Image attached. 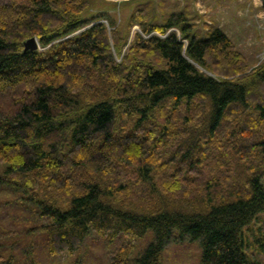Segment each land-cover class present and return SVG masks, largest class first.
Returning <instances> with one entry per match:
<instances>
[{"label":"trees","instance_id":"16d2710c","mask_svg":"<svg viewBox=\"0 0 264 264\" xmlns=\"http://www.w3.org/2000/svg\"><path fill=\"white\" fill-rule=\"evenodd\" d=\"M89 7L0 0V184L40 204L52 254L91 230L107 243L153 230L138 262L163 264L178 230L201 264H264V237L244 233L264 213V61L218 26L200 36L189 11L137 9L128 45L105 15L83 29ZM34 36L43 49L25 51Z\"/></svg>","mask_w":264,"mask_h":264},{"label":"rangeland","instance_id":"374dc122","mask_svg":"<svg viewBox=\"0 0 264 264\" xmlns=\"http://www.w3.org/2000/svg\"><path fill=\"white\" fill-rule=\"evenodd\" d=\"M90 7L83 13L85 22L94 24L105 15L108 24L114 20L128 33V45L138 24L128 29L131 15L145 6L160 22L174 12L191 13L194 27L200 36L213 27L222 28L251 65L264 61V5L262 0H89ZM102 20V21H103ZM179 33V31L177 30ZM8 162H0V175L6 173ZM264 183V179H263ZM28 194L10 184H0V264H112V255L124 245L131 244L130 264H139L138 258L154 240V231L142 237L121 232L107 243L100 232L91 230L82 245L74 252L52 254L44 226L48 218L42 215L39 203L29 200ZM246 241L255 244L264 237V213L245 228ZM202 246L199 240L174 230L164 251L163 264H201Z\"/></svg>","mask_w":264,"mask_h":264},{"label":"water","instance_id":"95a60500","mask_svg":"<svg viewBox=\"0 0 264 264\" xmlns=\"http://www.w3.org/2000/svg\"><path fill=\"white\" fill-rule=\"evenodd\" d=\"M262 3L264 5V0H262ZM104 22H106V21H104ZM90 26H92V25H88L87 27H85L83 29H86ZM83 29H81V30H83ZM81 30L77 31L76 33L80 32ZM76 33H74V34H76ZM24 45H25V48H24L25 51H38V50L42 49V45H41L40 40L35 36L28 39Z\"/></svg>","mask_w":264,"mask_h":264}]
</instances>
